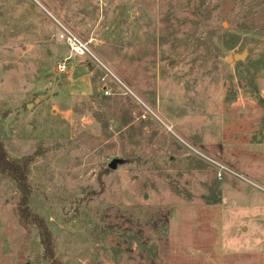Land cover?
I'll return each instance as SVG.
<instances>
[{
    "label": "rangeland",
    "instance_id": "obj_1",
    "mask_svg": "<svg viewBox=\"0 0 264 264\" xmlns=\"http://www.w3.org/2000/svg\"><path fill=\"white\" fill-rule=\"evenodd\" d=\"M0 140L62 264H264V0H0ZM0 264H49L2 175Z\"/></svg>",
    "mask_w": 264,
    "mask_h": 264
},
{
    "label": "trees",
    "instance_id": "obj_2",
    "mask_svg": "<svg viewBox=\"0 0 264 264\" xmlns=\"http://www.w3.org/2000/svg\"><path fill=\"white\" fill-rule=\"evenodd\" d=\"M31 161V157H26L23 160L11 159L0 140V175L9 178L16 186L19 218L24 224L33 225L38 230L39 241L43 249V258L49 264H62L55 256L53 238L46 223L32 213L29 208L31 187L27 178Z\"/></svg>",
    "mask_w": 264,
    "mask_h": 264
},
{
    "label": "built area",
    "instance_id": "obj_3",
    "mask_svg": "<svg viewBox=\"0 0 264 264\" xmlns=\"http://www.w3.org/2000/svg\"><path fill=\"white\" fill-rule=\"evenodd\" d=\"M35 5L55 24V26L58 28V39L64 42V44L67 46L70 57L71 55H76L77 57H85L93 61L98 67L103 68L102 63L100 60L95 56V54L92 51L91 45L92 40L85 41L79 38L76 34L71 32L64 24L61 22H58L54 19V17L37 1H35ZM67 58L63 60L59 66L58 69L60 71H64L66 68V63L70 59Z\"/></svg>",
    "mask_w": 264,
    "mask_h": 264
},
{
    "label": "water",
    "instance_id": "obj_4",
    "mask_svg": "<svg viewBox=\"0 0 264 264\" xmlns=\"http://www.w3.org/2000/svg\"><path fill=\"white\" fill-rule=\"evenodd\" d=\"M247 56V51H243L241 54H231V55H228L227 58H226V62L227 63H232V62H243L245 60ZM109 168L110 169H114L115 168V163L112 162L110 165H109Z\"/></svg>",
    "mask_w": 264,
    "mask_h": 264
}]
</instances>
